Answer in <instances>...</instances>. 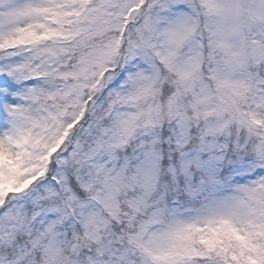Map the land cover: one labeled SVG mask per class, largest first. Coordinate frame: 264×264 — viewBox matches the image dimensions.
Listing matches in <instances>:
<instances>
[{
	"label": "snow or ice",
	"instance_id": "6c2138e0",
	"mask_svg": "<svg viewBox=\"0 0 264 264\" xmlns=\"http://www.w3.org/2000/svg\"><path fill=\"white\" fill-rule=\"evenodd\" d=\"M0 264H264V0H0Z\"/></svg>",
	"mask_w": 264,
	"mask_h": 264
}]
</instances>
